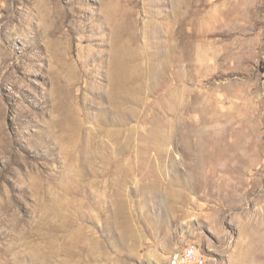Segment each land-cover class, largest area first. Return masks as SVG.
I'll return each mask as SVG.
<instances>
[{"label": "rangeland", "instance_id": "1", "mask_svg": "<svg viewBox=\"0 0 264 264\" xmlns=\"http://www.w3.org/2000/svg\"><path fill=\"white\" fill-rule=\"evenodd\" d=\"M264 264V0H0V264Z\"/></svg>", "mask_w": 264, "mask_h": 264}, {"label": "built area", "instance_id": "2", "mask_svg": "<svg viewBox=\"0 0 264 264\" xmlns=\"http://www.w3.org/2000/svg\"><path fill=\"white\" fill-rule=\"evenodd\" d=\"M201 254L194 245H186L178 253L171 256L167 264H195L201 262Z\"/></svg>", "mask_w": 264, "mask_h": 264}, {"label": "bare ground", "instance_id": "3", "mask_svg": "<svg viewBox=\"0 0 264 264\" xmlns=\"http://www.w3.org/2000/svg\"><path fill=\"white\" fill-rule=\"evenodd\" d=\"M206 261H205V258H204V255L201 254V262H196L195 264H204Z\"/></svg>", "mask_w": 264, "mask_h": 264}]
</instances>
